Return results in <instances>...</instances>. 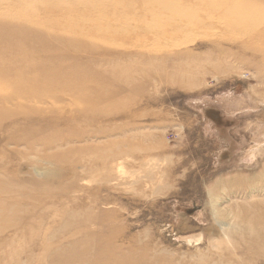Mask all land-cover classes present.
<instances>
[{
    "label": "rangeland",
    "instance_id": "1",
    "mask_svg": "<svg viewBox=\"0 0 264 264\" xmlns=\"http://www.w3.org/2000/svg\"><path fill=\"white\" fill-rule=\"evenodd\" d=\"M74 2L0 0V264H264V0Z\"/></svg>",
    "mask_w": 264,
    "mask_h": 264
},
{
    "label": "bare ground",
    "instance_id": "2",
    "mask_svg": "<svg viewBox=\"0 0 264 264\" xmlns=\"http://www.w3.org/2000/svg\"><path fill=\"white\" fill-rule=\"evenodd\" d=\"M74 4H76L77 5V7H80V6H84L83 8H85V9H87V11H91V10H93V9H95L96 7H99V8H101L98 4H84V3H82V2H78V0H77V2H74ZM96 6V7H95ZM221 6V7H220ZM220 6H216V7H214V8H212L211 10H207L205 13H207V14H209V16L208 17H210L211 18V14L212 13H215V12H217V11H219V10H223L224 11V15L225 16H229L230 14H232L231 13V11L233 10V9H231V10H229L228 8L226 9V10H224L223 8H224V6H222V5H220ZM71 8H74V9H76L75 7H71ZM99 10V9H98ZM98 10H95V13H96V11H98ZM7 11L8 12H5V13H3V15L1 16L2 18H6L7 19V17H9L8 15H6V13H10V12H13V11H16V9H14V7L12 6V5H10V6H8L7 7ZM17 12L18 13H20V11H18V9H17ZM75 12H77L78 13V15H80V14H83L84 12H86V11H84L83 13L80 11V8H79V10H77V11H75ZM209 12V13H208ZM100 13H102V12H100ZM100 13H97V14H100ZM199 14H203V17H205L204 16V13L202 12V10L201 9H191V11L190 10H187V9H185L184 10V13H182V15L180 16L181 18L182 17H189L188 19H194L195 17H197V15H199ZM257 14V13H256ZM26 16H28V14L26 15ZM193 16H195V17H193ZM200 17V16H199ZM207 17V16H206ZM67 18H68V22L70 23V22H76V20L75 19H73V18H71L70 17V15H68L67 16ZM181 18H178V17H175V14H173L172 15V17H170V20H171V23L172 24H170V25H168V26H166V28H161V30H168V29H173V28H175V23H177V22H179L180 20H181ZM206 19V18H205ZM205 19H202V21H201V23H205L206 22V20ZM3 20V19H2ZM58 22H61V21H58ZM57 22V23H58ZM92 22H94V21H92ZM102 24V23H101ZM57 26V28L60 30V31H68V30H71V28H70V26L69 25H65V24H62V22H61V24L58 26V25H56ZM218 29V30H222V31H232L233 30V28H232V26H229L225 21L223 22H217L216 24H213L212 26H206L205 28H204V30H208V29ZM107 30H111V31H114V32H116V33H121V34H124V35H127V34H130V33H139V31L141 30L140 28H134V29H126V28H123V27H117V28H108ZM248 32V31H247ZM249 33V32H248ZM91 37V36H90ZM263 41V40H262ZM171 43V42H170ZM262 43H264V42H262ZM168 46H169V43H168ZM173 48V47H172ZM190 55V54H189ZM4 93H5V95L3 96V100H5L4 102H6V103H12V102H15V99L13 98V95L11 94V93H9L7 90L6 91H4ZM40 96H41V98L42 99H44V98H62L63 97V95L62 96H60V95H55V91H54V89H52V88H45V89H43V90H41L40 92ZM42 93V94H41ZM44 94V95H43ZM50 96V97H49ZM52 104H54V103H52ZM39 106V105H38ZM57 106L55 105L54 107H51V108H48V107H46V108H44V107H42V106H39V107H37L38 108V111H39V113L42 115V120H47V119H49V120H51V119H53L52 117H56V118H58V119H61V118H64L65 117V114H64V111H62L60 114H55V113H53L54 111H55V108H56ZM37 108H33V111L34 112H38L37 111ZM45 110H44V109ZM59 109H61L60 107H58ZM47 110V111H46ZM46 111V112H45ZM37 171V170H36ZM218 183V182H217ZM211 191V190H210ZM253 192H256V191H253ZM213 193V192H212ZM264 226V225H263ZM222 227V230L225 232V234H226V236L228 235V232H229V230L230 229H235L236 227L234 226V225H231V224H224L223 226H221ZM232 227V228H231ZM236 232V231H235ZM252 236V235H251ZM252 238V237H251ZM260 239H262V240H264V233L263 234H261L260 235Z\"/></svg>",
    "mask_w": 264,
    "mask_h": 264
}]
</instances>
